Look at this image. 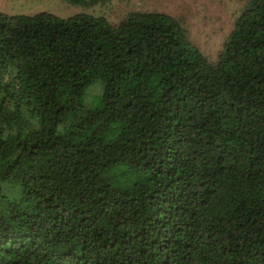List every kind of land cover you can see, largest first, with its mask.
Returning <instances> with one entry per match:
<instances>
[{
	"label": "trees",
	"instance_id": "obj_1",
	"mask_svg": "<svg viewBox=\"0 0 264 264\" xmlns=\"http://www.w3.org/2000/svg\"><path fill=\"white\" fill-rule=\"evenodd\" d=\"M186 33L0 9V264H264V0Z\"/></svg>",
	"mask_w": 264,
	"mask_h": 264
},
{
	"label": "rangeland",
	"instance_id": "obj_2",
	"mask_svg": "<svg viewBox=\"0 0 264 264\" xmlns=\"http://www.w3.org/2000/svg\"><path fill=\"white\" fill-rule=\"evenodd\" d=\"M249 0H105L80 6L67 0H0V9L10 15L41 11L69 17L89 13L120 23L131 12H163L176 18L188 38L211 61H216L235 21ZM101 85L95 84L84 96L87 106L100 102Z\"/></svg>",
	"mask_w": 264,
	"mask_h": 264
}]
</instances>
